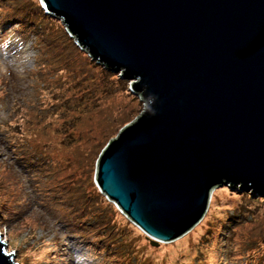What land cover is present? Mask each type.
Here are the masks:
<instances>
[{"label":"water","instance_id":"water-1","mask_svg":"<svg viewBox=\"0 0 264 264\" xmlns=\"http://www.w3.org/2000/svg\"><path fill=\"white\" fill-rule=\"evenodd\" d=\"M142 112L95 182L153 245L193 230L217 187L264 193V0H40ZM0 235V264H19Z\"/></svg>","mask_w":264,"mask_h":264},{"label":"rangeland","instance_id":"rangeland-1","mask_svg":"<svg viewBox=\"0 0 264 264\" xmlns=\"http://www.w3.org/2000/svg\"><path fill=\"white\" fill-rule=\"evenodd\" d=\"M65 31L40 0H0V235L15 261L264 264V193L217 187L193 230L153 245L100 191V154L143 102Z\"/></svg>","mask_w":264,"mask_h":264},{"label":"trees","instance_id":"trees-1","mask_svg":"<svg viewBox=\"0 0 264 264\" xmlns=\"http://www.w3.org/2000/svg\"><path fill=\"white\" fill-rule=\"evenodd\" d=\"M66 32V31H65ZM66 34H68L67 32H66ZM71 38V37H70ZM108 71V70H107ZM143 103L141 104V106H140V109L138 110L139 111V113L140 112H142V110H143ZM247 195V197L246 198H242L243 200H242V206H238L239 208H237V211H238V213L240 214V213H242V214H246V216L250 213V211L252 210V208H250V206H254V205H256L257 204V201L255 200V201H252V203H254V204H250L251 203V201H249V200H245V199H248V197H250L251 198V196L250 195H248L247 193H244V195ZM244 195H242V196H244ZM250 202V203H249ZM245 207V208H244ZM254 210V209H253ZM7 229V228H6ZM235 238V237H234ZM235 240H237V239H235ZM254 241H256L255 239H254ZM239 246H240V244H239ZM234 256V255H233ZM240 256V255H239ZM238 257V256H237Z\"/></svg>","mask_w":264,"mask_h":264},{"label":"bare ground","instance_id":"bare-ground-1","mask_svg":"<svg viewBox=\"0 0 264 264\" xmlns=\"http://www.w3.org/2000/svg\"><path fill=\"white\" fill-rule=\"evenodd\" d=\"M215 190H216V189H215ZM213 196H214V193H213ZM213 196H212V199H213ZM186 243H187V241H186V239L184 238V239H182V241L179 242V246L181 245V247H182V246H184ZM177 249H179V247L177 248V246H175L173 249H171V251H175V250H177Z\"/></svg>","mask_w":264,"mask_h":264}]
</instances>
